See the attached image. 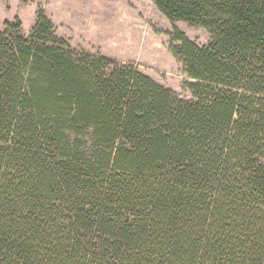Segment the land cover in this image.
Instances as JSON below:
<instances>
[{
  "label": "trees",
  "instance_id": "16d2710c",
  "mask_svg": "<svg viewBox=\"0 0 264 264\" xmlns=\"http://www.w3.org/2000/svg\"><path fill=\"white\" fill-rule=\"evenodd\" d=\"M149 1L210 37L170 42L191 101L0 31V264H264V0Z\"/></svg>",
  "mask_w": 264,
  "mask_h": 264
},
{
  "label": "rangeland",
  "instance_id": "374dc122",
  "mask_svg": "<svg viewBox=\"0 0 264 264\" xmlns=\"http://www.w3.org/2000/svg\"><path fill=\"white\" fill-rule=\"evenodd\" d=\"M39 10L72 50L132 64L179 99L192 100L185 88L190 80L170 42L178 31L203 47L210 38L203 29L168 21L149 0H0V31L18 21L22 37L28 38Z\"/></svg>",
  "mask_w": 264,
  "mask_h": 264
}]
</instances>
